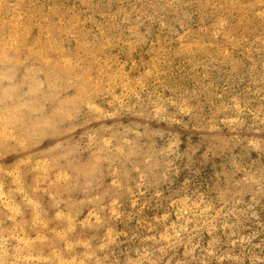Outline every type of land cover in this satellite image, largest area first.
I'll return each instance as SVG.
<instances>
[{
  "label": "rangeland",
  "instance_id": "obj_1",
  "mask_svg": "<svg viewBox=\"0 0 264 264\" xmlns=\"http://www.w3.org/2000/svg\"><path fill=\"white\" fill-rule=\"evenodd\" d=\"M0 32V264H264V0H0Z\"/></svg>",
  "mask_w": 264,
  "mask_h": 264
},
{
  "label": "bare ground",
  "instance_id": "obj_2",
  "mask_svg": "<svg viewBox=\"0 0 264 264\" xmlns=\"http://www.w3.org/2000/svg\"><path fill=\"white\" fill-rule=\"evenodd\" d=\"M3 28V27H2ZM1 33V32H0ZM7 34V33H6ZM5 36V35H4ZM4 39V38H3ZM57 67V66H56ZM58 70V69H57ZM55 70V71H57ZM48 76V75H47ZM46 104V103H45ZM45 125V124H44ZM56 160V159H55ZM112 160V159H111ZM84 173V172H83ZM71 174V173H70ZM24 179V178H23ZM70 179V178H69ZM93 179V178H92ZM56 184V183H55ZM74 184V183H73ZM41 192V191H40ZM39 194V193H38ZM45 195V194H44ZM54 196V195H53ZM39 198V197H38ZM6 205V204H5ZM40 211V210H39ZM104 224V223H103ZM67 237V236H66ZM69 245V244H68ZM40 248V247H39ZM46 251V250H45ZM70 251V250H69ZM91 257V256H90ZM83 263V262H82Z\"/></svg>",
  "mask_w": 264,
  "mask_h": 264
}]
</instances>
